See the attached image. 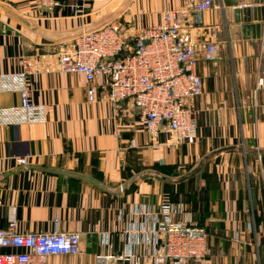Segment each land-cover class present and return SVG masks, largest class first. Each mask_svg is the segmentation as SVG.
I'll return each instance as SVG.
<instances>
[{
    "label": "crops",
    "instance_id": "0c3cea01",
    "mask_svg": "<svg viewBox=\"0 0 264 264\" xmlns=\"http://www.w3.org/2000/svg\"><path fill=\"white\" fill-rule=\"evenodd\" d=\"M201 1L57 0L44 8L40 0H0L6 10L0 76L19 73L27 60L31 102L47 113L45 123L0 125V228L12 211L22 232L81 236L77 255L48 264H154L133 238L141 236L146 214L165 201L185 207L177 221L209 233L210 256L199 264H264V236H252L247 218L264 205V42L244 40L232 21L235 9L264 5L228 0L237 3L191 15L185 31L199 49L197 74L204 81L194 103L193 144L155 148L173 140L165 123L150 135L131 101H101L104 79L90 103L87 80L58 68L60 51L73 47L77 31L104 19L143 30L163 23L164 13ZM209 43L220 47L214 63L203 60ZM20 103L18 94L0 93V110Z\"/></svg>",
    "mask_w": 264,
    "mask_h": 264
},
{
    "label": "built area",
    "instance_id": "2783aa9c",
    "mask_svg": "<svg viewBox=\"0 0 264 264\" xmlns=\"http://www.w3.org/2000/svg\"><path fill=\"white\" fill-rule=\"evenodd\" d=\"M215 0H203L193 7L179 8L163 15V23L143 30L130 31L118 20L95 30L79 34L71 49H62L58 57L59 72L83 76L88 84V101L99 96L96 83L105 80L100 94L103 102L119 106L131 101L139 110L146 131L155 136L163 124L173 136L167 144L154 147L193 144L197 138L199 111L195 100L204 92V81L197 74L199 49L189 41L185 29L193 13L214 10ZM44 8L56 7L57 0H40ZM77 4L68 5L72 12ZM220 47L204 46L203 60L214 63ZM27 60L19 73L0 76V93H16L20 106L0 110V125H33L45 123V107L31 102V76ZM22 167L27 160L18 161ZM185 207L172 201L163 202L154 213L146 214L141 236L134 245L146 248L145 255L154 264H199L209 257L208 234L191 222L177 218ZM15 212H9L7 225L0 228V264H48L51 257L77 255L81 236L54 230L30 233L19 230ZM239 236V235H238ZM4 250L9 252L4 253ZM128 257H131L129 255ZM108 258L102 257L101 260Z\"/></svg>",
    "mask_w": 264,
    "mask_h": 264
},
{
    "label": "water",
    "instance_id": "95a60500",
    "mask_svg": "<svg viewBox=\"0 0 264 264\" xmlns=\"http://www.w3.org/2000/svg\"><path fill=\"white\" fill-rule=\"evenodd\" d=\"M237 2L228 1V0H215L214 5L217 8H223L224 4L226 7H231L232 4H236ZM256 5H264V0H258L256 2ZM0 12L6 13V10L0 5ZM224 13L227 17L231 15L230 10L227 12L224 10ZM202 14V13H198ZM232 21L235 25H238L240 27L242 38L246 41H260L264 42V25H262L261 22H264V8H256L254 10L245 8V9H235L232 14ZM253 17V18H252ZM256 19L258 24L254 25L252 24V19ZM108 20L104 19L100 21L99 23L92 25L91 27H88L84 30L77 31L76 33H73L74 35L82 34L83 32H89L92 30H95L101 26H103Z\"/></svg>",
    "mask_w": 264,
    "mask_h": 264
},
{
    "label": "rangeland",
    "instance_id": "374dc122",
    "mask_svg": "<svg viewBox=\"0 0 264 264\" xmlns=\"http://www.w3.org/2000/svg\"><path fill=\"white\" fill-rule=\"evenodd\" d=\"M262 184L264 185V181H262ZM256 209L259 208H263V211L260 210H252L249 213V217L247 215V218L250 220V222L252 223V236L254 237H262L264 236V205L261 207L259 205H255Z\"/></svg>",
    "mask_w": 264,
    "mask_h": 264
},
{
    "label": "trees",
    "instance_id": "16d2710c",
    "mask_svg": "<svg viewBox=\"0 0 264 264\" xmlns=\"http://www.w3.org/2000/svg\"><path fill=\"white\" fill-rule=\"evenodd\" d=\"M206 230V229H205ZM206 232H207V230H206ZM207 234H208V238H209V233L207 232ZM208 247H209V242H208ZM210 251V250H209ZM210 256V255H209ZM261 257H264V250L262 251V254H261Z\"/></svg>",
    "mask_w": 264,
    "mask_h": 264
}]
</instances>
